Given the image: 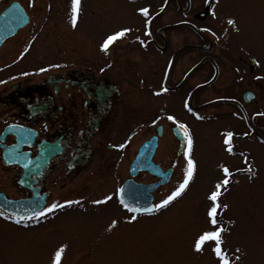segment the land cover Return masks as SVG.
Returning <instances> with one entry per match:
<instances>
[{
  "label": "flooded vegetation",
  "instance_id": "af4514ba",
  "mask_svg": "<svg viewBox=\"0 0 264 264\" xmlns=\"http://www.w3.org/2000/svg\"><path fill=\"white\" fill-rule=\"evenodd\" d=\"M13 1H17L28 16V23L18 29V33L33 26L29 25L32 21L30 9L35 8V0L31 7L29 0L28 5L24 0H0V12ZM212 6L213 0L208 3L205 0H94L98 17H101L99 12H108L113 25L101 37L96 36V61L91 67L61 68L33 83L23 78L0 91V195L14 202L43 197L42 207L53 202L63 203L67 200L63 195L51 200L52 188L64 189L69 178L79 177L96 158L107 156L119 162L122 149L113 145L127 141L126 147L132 135L139 132L141 141L136 150L125 155L126 159L130 156L126 164L127 176L120 186L130 178L129 165L139 146L156 135L159 125L161 135L157 138L152 161L163 170L172 168L171 177L175 181L174 168L163 167L157 162L156 152L160 139L166 136L175 142L174 155L179 159L185 143L179 148L172 121L157 120L148 124L147 96L155 97L162 111L170 107L173 98L176 99L179 110L188 118L179 122L188 126L194 139L192 122H217L208 130L215 140H221V148L228 158L237 160V163L224 165L233 175L228 190H222L221 205L227 204L226 199L234 190L243 187L244 178L252 182L257 172L252 154L256 145L264 147V116L255 115L264 112V79H257L260 76L254 71L253 63L230 42L214 40L202 31L199 23L210 17ZM142 7L149 8V17L137 11ZM122 27L131 31L111 44L106 52L101 50L104 38ZM180 33L185 37L182 41ZM184 58L183 66L175 72ZM234 60L237 62L233 63ZM224 69L228 72H223ZM161 88L167 91H160ZM135 98H139L138 103ZM186 102L192 111L185 107ZM142 111V118L131 115ZM6 128L15 132L4 133ZM229 131L234 134L231 153L224 144V133ZM108 150L112 152H105ZM41 151L46 154L39 160ZM193 153L194 144L192 158ZM249 166L255 175L236 171ZM220 176V180L223 179L222 171ZM132 179L142 184L158 180L145 170L138 171ZM163 186L152 192L153 204L157 203L158 190ZM115 193L116 190L112 193L114 198ZM114 203L128 214V218L132 215L149 218L159 213L133 214L118 201ZM60 209L38 221H29L27 226L17 225L4 217L0 219L12 226L36 228L53 224ZM227 210L218 209L223 216L218 218L226 229L223 236L231 223Z\"/></svg>",
  "mask_w": 264,
  "mask_h": 264
},
{
  "label": "rangeland",
  "instance_id": "374dc122",
  "mask_svg": "<svg viewBox=\"0 0 264 264\" xmlns=\"http://www.w3.org/2000/svg\"><path fill=\"white\" fill-rule=\"evenodd\" d=\"M24 1L28 5V0ZM71 4L72 0H35V8L30 9L32 21L29 25L33 26L20 30L0 47V91L23 78L33 83L61 68L94 64L96 36L101 37L113 25V20L110 22L108 12L101 11L98 17L94 0H81L77 24L73 27ZM212 8L216 15L210 14L199 23L202 31L211 29L203 32L214 40L230 42L253 63L254 71L264 79V0H213ZM230 18L236 20L235 27L227 23ZM183 36L179 34L180 41L185 38ZM26 47L28 52L21 56ZM256 60L259 64L254 62ZM185 61L186 58L180 61L175 72ZM41 68L46 71H39ZM223 72L228 71L224 69ZM135 99L138 103L139 98ZM156 100L153 96L145 98L148 124L157 120L167 123L168 115L175 116L177 121L188 120L179 110L176 99L173 98L170 107L163 111ZM131 115L142 118L143 111ZM214 124L217 122H192L193 159L197 166L194 178L186 191L158 214L129 222L128 214L114 203V197L103 204L92 203L106 195L112 196L127 176L126 164L130 156L126 159L125 155L134 153L140 143L138 132L122 149L119 162L107 156L96 158L79 177L69 178L64 189H51V200L63 195L64 199L79 201L60 209L53 224L16 227L0 219V264H52L55 250L61 245H65L61 264H218L210 245L201 253L192 248L194 237L205 227V212L209 206L206 196L220 180L221 165L237 163L236 158H228L221 148V140H215L208 130ZM174 143L165 136L160 139L156 152L155 160L163 167L175 164L177 175L175 181L171 178L158 190L157 203L182 179L184 157L176 159ZM246 144L248 142H244ZM255 149L252 154L257 171L254 180L250 182L244 178L243 187H238L226 199L231 223L223 236L222 247L232 257H240L235 264H264V147L256 145ZM219 216L223 217L221 213ZM112 220L118 223L109 229ZM221 224L225 228L223 221Z\"/></svg>",
  "mask_w": 264,
  "mask_h": 264
},
{
  "label": "snow or ice",
  "instance_id": "6c2138e0",
  "mask_svg": "<svg viewBox=\"0 0 264 264\" xmlns=\"http://www.w3.org/2000/svg\"><path fill=\"white\" fill-rule=\"evenodd\" d=\"M208 2L209 0H205V3ZM80 3L81 0H72L71 23L73 27H75L77 24ZM33 4H34V0H29V6L31 7L33 6ZM137 11L145 17H149L150 15L148 7L139 8L137 9ZM211 14L215 16L216 12L213 10ZM227 23L233 27H235L237 24L236 20L231 18L227 20ZM130 31H131L130 28L122 27L119 30L112 32L111 34H108L104 38L102 44L100 45L101 50L106 52L111 44H113L118 39L124 37ZM203 31H211V29L205 28L203 29ZM237 31H239L238 28ZM212 34L215 35V33ZM28 50L29 49L27 47L24 48L23 52H21L20 55L23 56L25 53L28 52ZM254 62L256 64H259L258 60ZM39 71L43 72L46 71V69L41 68L39 69ZM23 75H27V73H23ZM257 79H260V77H257ZM0 83H2V81H0ZM160 91H167V89L161 88ZM158 94L159 93H157V95ZM185 107L188 108V111H192V109L188 107L187 102L185 103ZM255 115L264 116V112L256 113ZM166 118L167 120L172 121L176 125L177 130L179 131V134L183 137V141L185 143V147L182 153L184 157V164L181 169L182 179L179 180V182L174 187V189L166 197L161 199L158 203L151 204L148 207L133 206L132 204L129 203L127 199H125V188L123 186L117 188L115 195L118 197L119 203L130 213L152 214L158 212L162 208H166L186 191V189L190 185V182L194 178L197 166H196V161L192 158L194 141L191 131L186 124L177 121L175 116L168 115ZM157 119H159V117H157ZM153 123H155V121H153ZM233 135L234 134L230 131L224 133V144L227 146L226 150L229 153L233 151V147H232ZM244 135H248V133H244ZM125 143H127V141ZM125 143H121L119 145H113V147L123 149L125 147ZM173 167H175V164H173ZM221 171L223 173V179L218 180L215 183L214 187L207 193L206 199L209 202V206L206 208V212H205V227L194 237L192 248L195 252L201 253L204 251L206 245H210L211 251L218 258V264H235V261H238L240 257L239 256L232 257L230 253L225 248L222 247L223 233L226 231V229L222 226L221 221L218 218L219 217L218 209L223 210L229 207L227 204L221 205L219 200L223 194L222 190L224 192L228 190V186L231 183V177L233 173L229 170L227 166L224 165H221ZM236 171L238 172L247 171L251 175H255V173L252 171L251 166L247 167L246 169H237ZM251 175L249 177L250 179H251ZM111 199H112L111 195H106L103 197V199L94 200L92 201V203L103 204ZM77 203H79V201L66 200L63 203L53 202L51 205L32 211L30 214L25 212L24 214L16 213L13 215V214H6L5 212L0 211V217H4L5 219L10 220L17 225L23 224L24 226H27L29 221H38L40 218L45 217L47 214L54 212V210L58 208H63L65 207V205H72ZM136 219H137L136 215H132L128 218L129 222L135 221ZM117 223H118L117 220H112L108 226L109 229L115 227ZM64 250H65V245H61L59 248L55 250L54 256L52 258V264H61V256ZM239 251L240 249L237 248L236 252Z\"/></svg>",
  "mask_w": 264,
  "mask_h": 264
},
{
  "label": "water",
  "instance_id": "95a60500",
  "mask_svg": "<svg viewBox=\"0 0 264 264\" xmlns=\"http://www.w3.org/2000/svg\"><path fill=\"white\" fill-rule=\"evenodd\" d=\"M204 12L200 15L203 16ZM28 22V17L21 7V5L13 1L0 13V45L9 36L13 35L17 29L23 27ZM9 130V129H8ZM7 130L4 131V133ZM12 133V129L10 130ZM174 135L179 139V148L183 146V137L179 134L176 125L172 127ZM157 134L151 137L149 140L142 143L138 152L129 166L130 175H135L140 170H147L149 173L160 177V179L152 184L144 185L141 183H135L131 179L125 180L121 186L125 188V199L130 204L137 207H148L152 203L151 192L160 184H164L168 181L172 170L167 169L162 171L158 164H154L151 160L152 155L157 145V137L161 135V126L156 127ZM46 153L41 151L38 159H42L41 155ZM34 161H30L32 163ZM30 164L27 165V167ZM120 186V187H121ZM44 203L43 197H34L31 200L26 201H11L5 199L0 195V208L10 214H24L25 212L31 213L38 210Z\"/></svg>",
  "mask_w": 264,
  "mask_h": 264
}]
</instances>
